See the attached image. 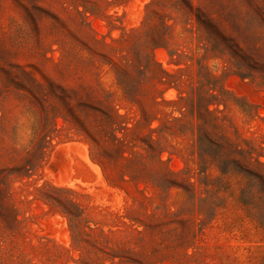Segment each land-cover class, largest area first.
<instances>
[{
	"label": "rangeland",
	"instance_id": "1",
	"mask_svg": "<svg viewBox=\"0 0 264 264\" xmlns=\"http://www.w3.org/2000/svg\"><path fill=\"white\" fill-rule=\"evenodd\" d=\"M0 264H264V0H0Z\"/></svg>",
	"mask_w": 264,
	"mask_h": 264
},
{
	"label": "bare ground",
	"instance_id": "2",
	"mask_svg": "<svg viewBox=\"0 0 264 264\" xmlns=\"http://www.w3.org/2000/svg\"><path fill=\"white\" fill-rule=\"evenodd\" d=\"M243 85V84H242ZM248 87V86H247ZM247 93V92H246ZM255 97V96H254ZM253 99V98H252Z\"/></svg>",
	"mask_w": 264,
	"mask_h": 264
}]
</instances>
